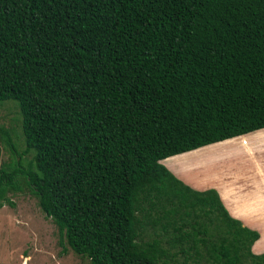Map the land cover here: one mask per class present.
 <instances>
[{
	"label": "trees",
	"instance_id": "trees-1",
	"mask_svg": "<svg viewBox=\"0 0 264 264\" xmlns=\"http://www.w3.org/2000/svg\"><path fill=\"white\" fill-rule=\"evenodd\" d=\"M6 101L25 150L4 135L18 161L0 168V209L25 185L63 251L178 264L169 249L191 244L184 264H264L216 190L162 163L264 129V0H0ZM156 226L168 248L139 240Z\"/></svg>",
	"mask_w": 264,
	"mask_h": 264
},
{
	"label": "rangeland",
	"instance_id": "rangeland-1",
	"mask_svg": "<svg viewBox=\"0 0 264 264\" xmlns=\"http://www.w3.org/2000/svg\"><path fill=\"white\" fill-rule=\"evenodd\" d=\"M6 133L10 136L17 153L22 154L25 145L21 130V116L18 107L12 101H6L0 105V168L5 169L12 166L10 163L13 160L18 161V157H13L5 144ZM220 146L222 147L219 149ZM225 146L226 144L220 143L217 148L206 146L199 153H194L191 159L171 157L166 159L163 165L167 162L168 169L176 177L185 180L194 190L211 186L226 190V185L229 184L228 181L234 179V174L241 173V160L240 157L235 160L228 156L220 159L219 155L227 151ZM212 148L220 152L208 158L207 153ZM32 156V153L23 155L20 159L21 166L26 167ZM234 163H237V166L231 168ZM234 185L237 184L234 183ZM22 188V192L8 194L13 206L5 205L0 209V264H90L87 258L76 255L66 244V250L63 251V247L59 244L56 226L51 219L45 217L36 198L25 185ZM233 192L234 194H230L226 190L223 195L225 194L226 199L230 195L233 201L239 200L233 197L240 198V193L235 189ZM160 228L161 226H156V231H149L144 227L145 233L140 234L139 240L152 241L160 237L161 246L168 248L164 230ZM181 246H183V252L178 251L177 246H173L175 248L169 249L170 255L177 253L175 257L178 264H184L185 259L187 262H194L195 256L190 249L191 244H181Z\"/></svg>",
	"mask_w": 264,
	"mask_h": 264
},
{
	"label": "crops",
	"instance_id": "crops-1",
	"mask_svg": "<svg viewBox=\"0 0 264 264\" xmlns=\"http://www.w3.org/2000/svg\"><path fill=\"white\" fill-rule=\"evenodd\" d=\"M219 143L226 144L225 147L227 150L219 155L220 159L228 156L229 158L237 160L240 157L241 173L239 175L234 174V179L228 181L229 184L226 185V190L230 194H234V189L240 193V198L233 197V199H239L240 201H233L229 194L230 198L228 197L229 199H226L225 194L223 195L226 190L220 187L211 186L199 191L207 189L216 190L230 216L239 220L243 227L258 232L259 239L253 244L252 252L257 255L264 254V129ZM219 143L209 145V147L215 146L217 148ZM203 148L174 156V158H182L183 160L191 159L194 157V153H199ZM165 165L168 169L167 162ZM234 166L236 167L237 163L232 164L231 168ZM178 178L189 185L185 180L180 177ZM234 183L237 185L235 186Z\"/></svg>",
	"mask_w": 264,
	"mask_h": 264
},
{
	"label": "bare ground",
	"instance_id": "bare-ground-1",
	"mask_svg": "<svg viewBox=\"0 0 264 264\" xmlns=\"http://www.w3.org/2000/svg\"><path fill=\"white\" fill-rule=\"evenodd\" d=\"M214 150V151H213ZM208 151V150H207ZM218 152H220V151H218L217 149H215V148H212V150L210 149L209 151H208V153H207V157L209 158V157H211V155H213V154H218ZM201 154H202V152H201ZM197 155V154H196Z\"/></svg>",
	"mask_w": 264,
	"mask_h": 264
}]
</instances>
